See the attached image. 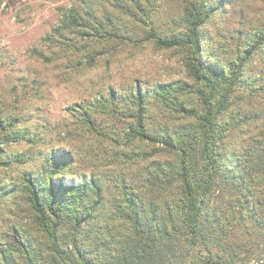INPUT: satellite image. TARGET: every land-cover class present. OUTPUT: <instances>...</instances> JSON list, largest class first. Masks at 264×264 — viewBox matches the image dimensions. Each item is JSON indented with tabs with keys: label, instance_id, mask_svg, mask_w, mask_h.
<instances>
[{
	"label": "trees",
	"instance_id": "trees-1",
	"mask_svg": "<svg viewBox=\"0 0 264 264\" xmlns=\"http://www.w3.org/2000/svg\"><path fill=\"white\" fill-rule=\"evenodd\" d=\"M183 2L176 35L151 28L148 36L181 51L188 79L150 93L135 85L123 108L110 89L108 101L80 113L102 154L92 168L111 171L76 181L71 151L13 150L31 131L9 123L0 139V264H246L264 248V140L251 150L222 145L248 121L234 112L233 93L248 80L264 32L226 67L216 64L203 26L224 0ZM87 27L70 6L52 31L83 37ZM93 112L124 120L122 131H100Z\"/></svg>",
	"mask_w": 264,
	"mask_h": 264
},
{
	"label": "rangeland",
	"instance_id": "rangeland-1",
	"mask_svg": "<svg viewBox=\"0 0 264 264\" xmlns=\"http://www.w3.org/2000/svg\"><path fill=\"white\" fill-rule=\"evenodd\" d=\"M183 3L0 0V139L16 118L14 128L29 129L30 137L21 143L11 142L9 148L68 149L74 156L71 167L76 181L89 179L92 173L101 175L104 169L111 171L110 165L92 168L94 163H102L96 161L94 153L98 159L102 154L99 149L95 152L98 146L91 147V135L83 126L80 113L86 108L92 111L101 97L108 101L110 89L117 94L115 102L123 108L135 85L150 93L160 85L188 79L181 51L159 47L148 36L151 28L163 37L176 35L181 29L178 13ZM70 6L80 11L88 25V34L83 32L85 38L52 31L61 13ZM95 23L103 30L95 28ZM203 32L213 60L226 67L238 47L242 52L255 32H264V0H224V9L212 13ZM247 73L248 80L233 93V110L236 112L238 107V114L248 121L241 136L228 130L222 141L225 147L243 143L251 150L256 146L254 140H264V43L251 58ZM99 119L96 128L104 132L119 134L125 125L119 117L103 114ZM160 121H168L170 127L178 124L173 119ZM41 162V158L35 160L36 168L42 167ZM70 179V175L62 178L65 182Z\"/></svg>",
	"mask_w": 264,
	"mask_h": 264
},
{
	"label": "built area",
	"instance_id": "built-area-1",
	"mask_svg": "<svg viewBox=\"0 0 264 264\" xmlns=\"http://www.w3.org/2000/svg\"><path fill=\"white\" fill-rule=\"evenodd\" d=\"M250 264H264V250L261 253V255H259V257H257L256 259H254Z\"/></svg>",
	"mask_w": 264,
	"mask_h": 264
}]
</instances>
